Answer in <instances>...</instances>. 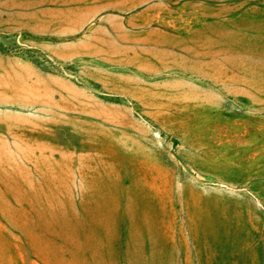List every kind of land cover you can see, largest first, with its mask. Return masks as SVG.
<instances>
[{"label": "rangeland", "instance_id": "374dc122", "mask_svg": "<svg viewBox=\"0 0 264 264\" xmlns=\"http://www.w3.org/2000/svg\"><path fill=\"white\" fill-rule=\"evenodd\" d=\"M0 224L20 264H264V0H0Z\"/></svg>", "mask_w": 264, "mask_h": 264}, {"label": "crops", "instance_id": "0c3cea01", "mask_svg": "<svg viewBox=\"0 0 264 264\" xmlns=\"http://www.w3.org/2000/svg\"><path fill=\"white\" fill-rule=\"evenodd\" d=\"M19 233L15 228L6 229L0 224V264H20Z\"/></svg>", "mask_w": 264, "mask_h": 264}]
</instances>
